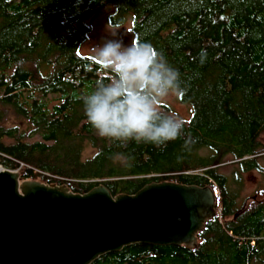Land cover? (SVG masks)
I'll list each match as a JSON object with an SVG mask.
<instances>
[{
  "label": "trees",
  "instance_id": "trees-1",
  "mask_svg": "<svg viewBox=\"0 0 264 264\" xmlns=\"http://www.w3.org/2000/svg\"><path fill=\"white\" fill-rule=\"evenodd\" d=\"M104 7L109 25L130 19L133 41L179 71L190 106L180 139L121 145L88 122L83 97L110 73L80 47ZM263 134L264 0H0L2 168L79 194L163 181L217 191L197 247L135 243L89 264H264V190L238 202L241 173L264 174ZM226 163L237 188L219 171Z\"/></svg>",
  "mask_w": 264,
  "mask_h": 264
},
{
  "label": "water",
  "instance_id": "water-1",
  "mask_svg": "<svg viewBox=\"0 0 264 264\" xmlns=\"http://www.w3.org/2000/svg\"><path fill=\"white\" fill-rule=\"evenodd\" d=\"M215 195L170 181L131 195L102 184L79 194L0 170V264H89L135 243L195 248L216 215Z\"/></svg>",
  "mask_w": 264,
  "mask_h": 264
},
{
  "label": "clouds",
  "instance_id": "clouds-1",
  "mask_svg": "<svg viewBox=\"0 0 264 264\" xmlns=\"http://www.w3.org/2000/svg\"><path fill=\"white\" fill-rule=\"evenodd\" d=\"M110 36L93 49L97 63L110 73L108 82L83 97L96 134L121 145L135 141L162 147L180 139L185 121L166 107L170 97L184 94L179 71L152 44H125L115 31Z\"/></svg>",
  "mask_w": 264,
  "mask_h": 264
},
{
  "label": "rangeland",
  "instance_id": "rangeland-1",
  "mask_svg": "<svg viewBox=\"0 0 264 264\" xmlns=\"http://www.w3.org/2000/svg\"><path fill=\"white\" fill-rule=\"evenodd\" d=\"M109 7L98 9L88 19V24L91 27V35L88 41L84 42L80 47V52L85 55H91L95 58L93 49L101 45L105 39H111L110 36L113 31L118 33V36L123 39L125 44H129L133 41V34L130 32V19L123 26L112 27L107 22L108 14L110 13ZM166 106L169 110L178 113L184 120L190 116V106L181 102L178 97H170L166 101ZM12 120H8L5 125H10ZM13 123V122H12ZM264 144V134L260 137ZM228 158V157H227ZM259 163L264 166V160L260 159ZM234 164L226 163L219 167V171L226 174L230 178V187L232 189L237 188L236 183H233V171ZM13 171V170H12ZM242 184L239 186L238 202L239 204L244 201L245 198L252 197L255 193H259L264 190V174L258 170H251L249 172L241 173ZM217 194V191L215 192Z\"/></svg>",
  "mask_w": 264,
  "mask_h": 264
},
{
  "label": "built area",
  "instance_id": "built-area-1",
  "mask_svg": "<svg viewBox=\"0 0 264 264\" xmlns=\"http://www.w3.org/2000/svg\"><path fill=\"white\" fill-rule=\"evenodd\" d=\"M0 170H5V169L0 166ZM9 171H12V170H9Z\"/></svg>",
  "mask_w": 264,
  "mask_h": 264
}]
</instances>
